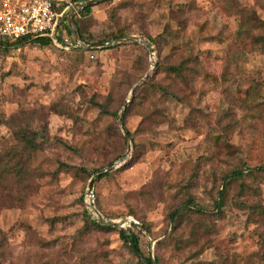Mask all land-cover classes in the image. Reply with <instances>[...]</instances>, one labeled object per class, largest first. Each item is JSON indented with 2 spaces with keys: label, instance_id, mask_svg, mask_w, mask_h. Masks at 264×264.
<instances>
[{
  "label": "rangeland",
  "instance_id": "1",
  "mask_svg": "<svg viewBox=\"0 0 264 264\" xmlns=\"http://www.w3.org/2000/svg\"><path fill=\"white\" fill-rule=\"evenodd\" d=\"M87 1L55 0L67 8L60 35L74 41L65 27L82 19L93 48H0V153L18 148L32 165L27 180L0 191V264H145L148 256L155 264H264V216L250 208L264 205V172L233 181L216 207L227 174L264 164V0H98L85 14ZM118 29L137 39L118 42ZM189 59L194 75L175 81L168 66ZM147 85V100L123 120L144 144L128 163L135 148L131 140L128 152L120 116L132 90ZM154 109L162 115L140 127ZM26 129L44 132L43 148L25 145ZM120 153L128 155L93 183L113 226L100 228L85 214V194ZM190 198L206 213L175 227L172 212ZM121 228L138 234L143 257Z\"/></svg>",
  "mask_w": 264,
  "mask_h": 264
},
{
  "label": "trees",
  "instance_id": "2",
  "mask_svg": "<svg viewBox=\"0 0 264 264\" xmlns=\"http://www.w3.org/2000/svg\"><path fill=\"white\" fill-rule=\"evenodd\" d=\"M90 11H91V6H88L85 8L83 13L86 14V13H89ZM81 20L82 19H77V18L74 19L75 29H71L70 26L67 24L65 27L66 33L79 35L86 44H90V45L91 44H97L94 41V36L92 35V33H87L88 31L84 28V24ZM130 34L131 33L128 31H125L123 29H118L117 31L112 33L111 38L119 39V38L126 37ZM108 40L109 39H104V40L100 41V44L105 43ZM74 41H76V38L74 39ZM27 44H37V45L39 44L40 46H47V45L51 44V42L49 39H46V38H40L37 41L25 40V39L11 40L8 37L0 35V48H4V50H6V51H10L13 48H16L18 46H24ZM80 48L84 49V47H80ZM191 60L192 59L183 60L177 64L169 65L167 68L168 74L175 81H177V80L186 81V79L188 77L194 75L193 74V67L190 64ZM157 66H160V63H157ZM159 88L164 95L173 97L176 100L181 101L180 96L176 92L171 91L168 87L160 85ZM150 90H151V88L148 87V85L142 91H139V90L136 91V89L134 90V95L131 96V98H130L131 102L127 105L123 120H124L126 114L131 110L132 107H134L135 105H142L144 103V101L147 100V98L149 97ZM136 96H140V98H141V100L138 101L137 103H136ZM95 104H97L100 107V110L103 114L112 115V116L117 117V113L111 111L108 108L107 103L95 102ZM161 115H162L161 111H156L155 109L150 110L149 112L143 114L142 121L140 122V127H142V125H146L147 123L153 122L154 118L159 117ZM128 132H129V135L131 137L133 147L135 148L133 156L128 161V163H134V162H137L141 159V157L143 155L144 144L136 142V140H135L136 134L135 133H133L131 131H128ZM15 134H16V140L19 143V131L15 132ZM21 134H22L21 139L25 142V145L30 150L34 151V150H38V149H41L44 147L45 143L39 141L40 136L45 138L44 132L35 131L32 129H26L24 131H21ZM123 156L124 155L122 153L118 154L110 162V165L117 162L120 159H123ZM31 170H32V165H29L23 159V157L19 156V149L18 148H14V149H12L8 152H5V153H0V191L3 192L5 190L4 186H8V185L10 186L9 181H12L13 184L19 185V182L27 180L28 177H30V175L32 174ZM84 171H87V169H84ZM261 171L264 172V164L260 165L256 168H253L250 171H247V170H244L243 168H241V169H234L229 174H227L223 179V189L220 191L221 198L216 201L217 209L219 211H222V208L225 205V200H226L225 198L227 196V192L229 191L228 189L230 188L231 183L233 181H235L237 179H243L244 176H246L247 172H251V174H256L257 172H261ZM108 173L109 172L102 173L97 179H99V180L102 179ZM89 174H91V173L89 172ZM241 192H244V188L241 189ZM95 196H96V194H95ZM240 202L243 203V201H240ZM95 203H96V201H95ZM96 206H97V204H96ZM250 208L254 212L258 211L259 213L263 214V216H264V205L256 203V204L250 205ZM85 209H86L85 214L90 215L92 217V222L96 226H98L100 228H107V229L113 228L112 224H110V225L102 224L96 218H94L93 215L88 211L86 206H85ZM202 213H206V210L203 209L199 204H197L192 198H190L188 200L187 204L182 205L181 207H178L176 210H174L172 212L171 220H172L173 225L175 227H179V226H181V223L184 221V219L186 217L190 218L192 216V214L194 215V214H202ZM142 229L146 230L147 227L145 225H143ZM119 233H120L121 237L126 242L130 243L133 253L139 257H143L142 251L140 248V239H139L138 234L131 229H129V232H127L123 228L119 229ZM1 235H2V231L0 230V241H1ZM144 260H145V264H154V259L151 256L146 257Z\"/></svg>",
  "mask_w": 264,
  "mask_h": 264
},
{
  "label": "built area",
  "instance_id": "3",
  "mask_svg": "<svg viewBox=\"0 0 264 264\" xmlns=\"http://www.w3.org/2000/svg\"><path fill=\"white\" fill-rule=\"evenodd\" d=\"M66 12L67 8L60 10L55 0H0V35L11 40L48 38L51 44L65 50L83 47L77 38L70 41L67 34L62 32L60 35ZM95 201L94 190L87 191L85 206L98 220ZM128 220V224L134 221L132 218Z\"/></svg>",
  "mask_w": 264,
  "mask_h": 264
},
{
  "label": "water",
  "instance_id": "4",
  "mask_svg": "<svg viewBox=\"0 0 264 264\" xmlns=\"http://www.w3.org/2000/svg\"><path fill=\"white\" fill-rule=\"evenodd\" d=\"M97 1H98V0H88L87 2H85V3H83V4H80V5H79V9H84V8H86V7H88V6H92L93 4L97 3ZM75 13H76V11H73V12L71 13V15L69 16V21H73V17H74V15H75ZM77 39L81 42V44L83 45V47H86V48H93V47H94V45L86 44V43L83 41V39H82L79 35H77ZM136 39H137L136 36H126V37H123V38H119V39H117V41H118V42H122V41H125V40H136ZM105 44H106V43H102V45H105ZM147 76H148V74L146 75V77H147ZM133 95H134V89L132 90V96H133ZM130 102H131V99L127 101L126 105H125L124 108H123V111H122V113H121V116H120V122H121V125H122V128H123V131H124V135H125L126 139L128 140V145H129V151H128V152H130V147H131V137H130V135H129L128 130L125 128V125H124V123H123V117H124V112H125V110H126V108H127V105H128ZM127 155H128V153L125 154L124 156H127ZM124 156H123V159H124ZM123 159H120V160H118L117 162H115V163H113V164L107 166L106 168L101 169V170H100V171H99L94 177H92V179L90 180L87 191H93V183H94L96 177H98L99 175H101V174L104 173V172H108V171H110L115 165H120V164L122 163ZM94 211H95V213L97 214V216H98V220H99L100 222L105 223V224H109V223L112 224L111 222H107L106 220L103 219L101 213L99 212V210H98V208H97L96 206L94 207ZM154 264H155V262H154Z\"/></svg>",
  "mask_w": 264,
  "mask_h": 264
},
{
  "label": "crops",
  "instance_id": "5",
  "mask_svg": "<svg viewBox=\"0 0 264 264\" xmlns=\"http://www.w3.org/2000/svg\"><path fill=\"white\" fill-rule=\"evenodd\" d=\"M46 39H48V38H46Z\"/></svg>",
  "mask_w": 264,
  "mask_h": 264
}]
</instances>
